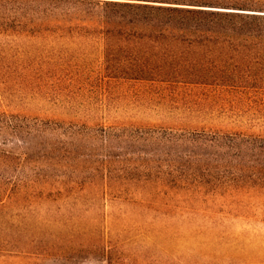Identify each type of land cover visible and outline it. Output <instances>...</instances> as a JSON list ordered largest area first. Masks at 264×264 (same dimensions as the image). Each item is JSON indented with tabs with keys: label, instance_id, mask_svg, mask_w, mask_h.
I'll use <instances>...</instances> for the list:
<instances>
[{
	"label": "trees",
	"instance_id": "obj_1",
	"mask_svg": "<svg viewBox=\"0 0 264 264\" xmlns=\"http://www.w3.org/2000/svg\"><path fill=\"white\" fill-rule=\"evenodd\" d=\"M92 53L98 54L96 63L70 66L123 80L263 89L264 0H0L1 58L20 59L22 68L32 72L45 67L41 65L58 70L63 68L56 66L60 58ZM99 111L107 110L77 109L65 116L0 107V210L7 207L4 195L17 203L23 196L35 197L41 185H49L41 189L46 199L66 194V199L80 202L85 190L75 186L80 170L67 182L49 169L56 165L50 161L58 156L60 138H96L107 144L115 140L132 148L125 152L129 158L118 159L120 180L155 185L152 235L163 230L172 240L190 236L204 240L216 231L217 243L236 242L228 222L234 211L245 213L239 199L247 192L245 160L264 140L253 134L250 124L245 120L107 124L87 119L96 118L91 113ZM6 136L15 137L21 146L5 148ZM139 144L155 145L152 158H144L148 152L140 151ZM30 149L35 155L26 151ZM122 185L89 191L100 199L107 189L128 194ZM67 222L74 224V233L85 234L79 219L67 217ZM96 222L87 244L60 236L24 242L19 233L18 245L33 249L26 250L24 264H69L82 251L92 254L94 264H123ZM209 257L205 262H182L178 256L172 262L160 255L152 264H225Z\"/></svg>",
	"mask_w": 264,
	"mask_h": 264
},
{
	"label": "rangeland",
	"instance_id": "obj_2",
	"mask_svg": "<svg viewBox=\"0 0 264 264\" xmlns=\"http://www.w3.org/2000/svg\"><path fill=\"white\" fill-rule=\"evenodd\" d=\"M98 58L97 53L67 56L60 58L56 65L63 68L55 70L52 66L41 65L45 67L30 72L22 68L20 59L0 57V107L25 112L50 110L65 116H72L71 110L95 112L102 109L107 111L91 113L96 118L87 119L107 124L245 120L254 135L264 138V88L238 90L123 80L92 70H73L70 66L94 64ZM6 138L5 148L21 146L15 137ZM60 140L55 154L58 156L50 161L56 165L49 169L54 168L55 176L67 182L76 178L80 170L79 184H75L76 189H85L80 202L66 199V194L44 198L41 189L47 190L49 185H41L35 197H19L17 203L4 195L3 203L7 207L0 210V264H24L26 250L33 251L18 245L19 233L24 242L31 239L51 241L54 236H60L74 237L87 244L92 241L90 231L96 219L101 235L113 244L108 248L115 247L114 253L123 264H152V258L160 255L172 262L178 261V256L182 262H205L207 258L204 257L210 256L225 264H264V140L260 142V149L249 150L245 160L247 192L239 196L245 213L234 211V218L228 220V230L236 236V242L231 245L217 243L216 231L206 235L204 240L191 236L172 240L163 230L152 235L155 185L147 180L119 178L118 159L130 157L125 155L132 149L126 147L129 143L113 140L107 144L96 138ZM153 146L137 145L140 151L148 152L144 158H152ZM26 151L35 155V149ZM138 154L143 156L141 152ZM45 168L48 171V165L45 164ZM106 184H124L122 188L129 193H110L113 191L107 189L100 199L89 191L105 188ZM39 193L42 197H37ZM67 217L79 219L85 234L74 233V224H68ZM172 228H176V224ZM90 257L91 253L82 251L69 264H94L96 261Z\"/></svg>",
	"mask_w": 264,
	"mask_h": 264
}]
</instances>
